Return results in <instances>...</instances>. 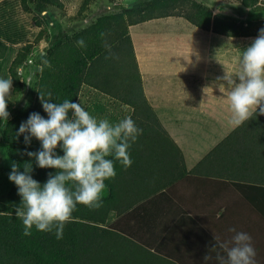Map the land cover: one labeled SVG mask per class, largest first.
<instances>
[{
  "label": "trees",
  "instance_id": "1",
  "mask_svg": "<svg viewBox=\"0 0 264 264\" xmlns=\"http://www.w3.org/2000/svg\"><path fill=\"white\" fill-rule=\"evenodd\" d=\"M257 1L245 0L247 4ZM126 12H130L129 21L124 15L118 17L120 30L110 35L103 32L107 34L104 38L93 34L85 42L86 47H72L62 54L59 69L52 70L47 84L53 103H62L65 99L78 102L83 85L88 84L134 107L131 118L143 133L130 149L133 163L125 168L114 160L117 175L105 181L110 194L103 198L99 208L78 205L73 220L65 226L62 239H57L54 232H40L35 228L30 236L23 235V223L15 215L21 202L17 186L1 197L0 264H183L165 254L170 250L167 246L174 228H169L163 235L164 227L161 231L155 229L156 221H149L147 200L166 191L175 178L184 174V153L145 94L130 26L174 15L183 16L204 29L231 36H251L258 35L264 28V20L245 25L217 19L213 9L199 0L140 1ZM255 27V31H250ZM105 39L119 59L105 58L108 55ZM18 143L21 147L17 156L20 171H23L24 163L30 158L22 153L26 148L27 151H38L41 144L33 138L30 146H26L24 136ZM256 150L264 153V115L259 114V109L208 153L204 161L217 158L237 169L236 175H240L241 169L245 173L264 176V165L260 164L264 155ZM242 157H247L252 166H244ZM31 162L32 176L41 184L46 182L49 173L55 174V169H42L34 160ZM257 182L238 181L237 185L262 188ZM111 211L117 212L118 219L107 223Z\"/></svg>",
  "mask_w": 264,
  "mask_h": 264
},
{
  "label": "crops",
  "instance_id": "2",
  "mask_svg": "<svg viewBox=\"0 0 264 264\" xmlns=\"http://www.w3.org/2000/svg\"><path fill=\"white\" fill-rule=\"evenodd\" d=\"M130 33L145 94L185 158L184 174L147 200L155 229L164 227L163 235L174 228L165 254L183 264H219L217 255L226 257L219 244L231 240L235 233L229 228L234 227L251 235L257 264H264V176L241 169L236 175L237 169L217 158L204 161L236 128L230 123L224 77L236 78L238 71L229 67L237 40L247 43L243 50L252 39L204 29L174 15L131 25ZM163 71L168 79L156 81ZM126 105L132 114L134 107ZM254 180L263 187L237 185ZM109 194L107 187L104 195Z\"/></svg>",
  "mask_w": 264,
  "mask_h": 264
},
{
  "label": "clouds",
  "instance_id": "3",
  "mask_svg": "<svg viewBox=\"0 0 264 264\" xmlns=\"http://www.w3.org/2000/svg\"><path fill=\"white\" fill-rule=\"evenodd\" d=\"M100 35L106 36L105 33ZM104 43L108 52L105 58L119 59L106 39ZM77 45L86 47L82 38ZM238 60L240 70L236 79L228 74L224 77L230 89V123L236 127L250 120L257 109L264 115V28L241 50ZM12 87L11 78H0V119L6 121L10 117L7 108ZM51 95L48 93L49 97ZM40 99L47 119L38 112L31 113L20 124L16 136L23 135L26 146L35 138L41 148L35 152L26 148L22 155L28 156L29 162L24 163L20 171L21 165L13 161L9 180L17 186L21 197L15 215L23 223V235L30 236L35 228L40 232H54L57 239H62L65 226L73 220L78 205L102 206L107 190L105 181L117 175L114 160L125 168L131 167L130 149L143 129L131 116L111 123L107 118L97 119L80 102L65 99L62 103H53L42 94ZM58 148L63 155L57 153ZM32 160L39 168L55 169V174L49 173L46 182L41 184L32 176ZM229 231L235 235L230 241L219 244L226 253V257L217 255L219 264H257L251 235L234 227Z\"/></svg>",
  "mask_w": 264,
  "mask_h": 264
},
{
  "label": "rangeland",
  "instance_id": "4",
  "mask_svg": "<svg viewBox=\"0 0 264 264\" xmlns=\"http://www.w3.org/2000/svg\"><path fill=\"white\" fill-rule=\"evenodd\" d=\"M140 1L148 0H0V78L13 80L7 108L10 117L7 121L0 119V198L16 187L9 180V173L13 161L20 165L18 141L23 135L16 136L19 126L33 112L47 116L40 94L52 101L47 83L54 69H59L62 54L69 48H76L81 38L87 42L93 34L106 32L110 35L120 30L118 17L124 15L129 21L130 12L126 10ZM199 1L209 5L217 19L245 25L264 20V0L253 4L245 0ZM255 30L256 27L250 31ZM238 37L253 41L257 35ZM244 45L247 43L237 40L236 58L229 67L231 71L239 72L238 58ZM160 79H168L164 71L155 80ZM79 96L81 105L97 119L107 118L116 123L131 115L130 107H124L120 100L91 85L84 84ZM57 151L63 155L61 149ZM256 151L264 155L263 151ZM241 163L252 166L247 157H242ZM260 164L264 165V160ZM117 219V212L111 211L107 223Z\"/></svg>",
  "mask_w": 264,
  "mask_h": 264
}]
</instances>
